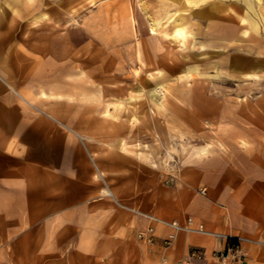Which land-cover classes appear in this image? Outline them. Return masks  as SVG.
Segmentation results:
<instances>
[{"label":"crops","instance_id":"1","mask_svg":"<svg viewBox=\"0 0 264 264\" xmlns=\"http://www.w3.org/2000/svg\"><path fill=\"white\" fill-rule=\"evenodd\" d=\"M95 8L0 0V264H174L192 249L204 254L196 264H227L213 255L226 235L242 238L245 264H264V31H233L243 76L231 96L203 94V152L165 184L142 160L90 143L96 171L79 141L95 119L72 97L89 85ZM189 217L206 232L157 220Z\"/></svg>","mask_w":264,"mask_h":264},{"label":"rangeland","instance_id":"2","mask_svg":"<svg viewBox=\"0 0 264 264\" xmlns=\"http://www.w3.org/2000/svg\"><path fill=\"white\" fill-rule=\"evenodd\" d=\"M95 10L89 85L72 90L95 119L79 141L96 171L90 143L142 160L167 184L201 153L203 94L231 96L243 76L232 70L233 31H264V0H96Z\"/></svg>","mask_w":264,"mask_h":264},{"label":"built area","instance_id":"3","mask_svg":"<svg viewBox=\"0 0 264 264\" xmlns=\"http://www.w3.org/2000/svg\"><path fill=\"white\" fill-rule=\"evenodd\" d=\"M158 221L167 224L174 229H182L186 231H195V232H206L202 224L195 225L193 219L189 217L186 223L181 224L178 221H164L162 219H157ZM152 228L148 229V232H152ZM144 233H141L143 236ZM227 245L224 250L215 251L213 255L218 258L221 262L227 264H245L244 261V252L241 246V237L226 235ZM172 241L171 237H167L164 240V244L169 246ZM204 254L200 249H192L189 252V255L182 260L176 261L174 264H196L199 261L203 260Z\"/></svg>","mask_w":264,"mask_h":264},{"label":"bare ground","instance_id":"4","mask_svg":"<svg viewBox=\"0 0 264 264\" xmlns=\"http://www.w3.org/2000/svg\"><path fill=\"white\" fill-rule=\"evenodd\" d=\"M224 15V14H223ZM229 28V27H228ZM155 31V27L152 26V31L151 32H154ZM183 32V30L181 31ZM168 102V101H167ZM221 107V106H220ZM101 175H103L101 172H100Z\"/></svg>","mask_w":264,"mask_h":264}]
</instances>
